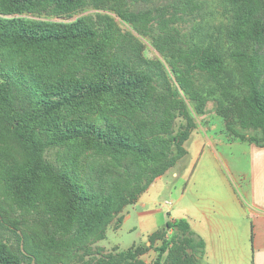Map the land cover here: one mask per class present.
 <instances>
[{
	"label": "trees",
	"instance_id": "1",
	"mask_svg": "<svg viewBox=\"0 0 264 264\" xmlns=\"http://www.w3.org/2000/svg\"><path fill=\"white\" fill-rule=\"evenodd\" d=\"M118 1L0 0V192L12 211L24 220L35 214L47 229L34 244L22 231L17 248L0 239V264H70L75 256L89 258L85 264H144L150 250L153 264H196L189 250L204 242L184 219L153 233L149 247L93 248L188 155L195 116L210 102L233 140L264 148V0H226L227 52L213 38L185 50L171 34L174 16L134 13ZM88 8L116 13L142 37L157 23L155 47L170 69L146 58L144 43L109 14L39 19ZM53 149L56 164L47 159ZM46 250L61 255L50 263Z\"/></svg>",
	"mask_w": 264,
	"mask_h": 264
},
{
	"label": "rangeland",
	"instance_id": "2",
	"mask_svg": "<svg viewBox=\"0 0 264 264\" xmlns=\"http://www.w3.org/2000/svg\"><path fill=\"white\" fill-rule=\"evenodd\" d=\"M123 2H125L129 10L134 13H149L151 11L160 10L164 11L166 19H172L174 16L175 18L174 22H172L171 28L175 30H172L171 34L178 40L177 45L185 50L194 48L196 45L204 44L208 42L210 38H213V41L220 44L225 52L229 49V44L225 39V31L231 23V9L226 0H188L187 2L186 0H155L152 3L136 2L133 0L118 1V3ZM96 14H109L112 16L123 33L131 32L135 37L144 43L143 55L146 58L159 59L168 67L167 61L155 47L157 44L155 39L160 33L157 23H154V30L151 33L152 36L142 37L132 29L131 25L123 22L116 13L111 11H97L93 8H88L73 18H59L55 16H42L39 18L30 15H24V17L30 19H45L53 22L71 23L81 16ZM155 15H158V12H156ZM195 122L196 127L192 131L189 140L184 144L189 156L186 159L183 158L184 162H182V165L177 168L180 169L182 174L187 175L194 172V161L190 167L189 163L192 160H195L196 157H200L202 155L203 157L199 162L195 173L201 171L204 167L205 160L207 159L206 155L213 153L214 150L218 154L225 157L224 163L228 161V166L231 169L239 170L244 173H249L251 171V144L249 142H241L239 140L232 139L233 134L227 130L224 119L217 114L214 102H210L207 105L206 113L204 115L195 116ZM181 124H185V120L182 117L176 121V131L179 130ZM241 133L248 134L249 132L241 130ZM210 143L213 144L214 149H211ZM232 143L238 144L233 145ZM57 150L58 149H53L47 153V159L55 164L59 158ZM223 168L225 171L228 170V168ZM167 180L172 185L175 183L176 187H182L184 185V181H175L173 176H170ZM238 185L242 188V191L243 188L247 186L245 183L242 184V181H238ZM173 192H175V189L170 191L167 190L157 199L158 203L154 208L160 210V212L154 216L153 226L155 228L160 229L164 227L167 219L177 216L176 206L178 205L176 204L175 196L172 194ZM155 193L154 189L151 194L155 195ZM141 196L136 204L128 206L123 211L121 216L124 214L126 219H123L122 216L124 221L120 225L119 229H117L118 222L116 219L107 230L106 239L97 243L93 248L94 251L100 249L103 254H116L122 251H127L136 245H146L147 233L144 229L143 220L140 216L146 208L139 202ZM0 207L3 208L1 210L7 211L0 215V239L7 242L9 245L17 248L19 240H23L22 231H25L29 235V240L32 241L33 244L37 243L36 241H39L40 236L47 233V229L36 225L35 214L26 217L24 220V216L21 211H12L10 206H8L4 201L1 192ZM148 208H150L149 205ZM59 255L61 254L46 250L45 260L50 262V258H53V256H57V258H59ZM155 257L156 253L153 250H150L148 254L143 257V259L149 263L151 262L152 264ZM75 258L76 259L72 260L70 264H85L89 259L86 258L83 261L77 256H75ZM140 259H142V257Z\"/></svg>",
	"mask_w": 264,
	"mask_h": 264
},
{
	"label": "crops",
	"instance_id": "3",
	"mask_svg": "<svg viewBox=\"0 0 264 264\" xmlns=\"http://www.w3.org/2000/svg\"><path fill=\"white\" fill-rule=\"evenodd\" d=\"M210 146L214 149L212 143ZM250 150L252 167L249 173L231 169L228 161L224 163L225 157L214 150L206 155V164L197 173L195 170L202 155L189 163L190 167L194 161V172L185 175L177 169L188 154L165 175L157 178L139 200L146 208L140 214L147 233L146 246H151L150 236L165 228L169 221L184 219L196 238L204 242L203 249L189 250L196 264H264V148L251 144ZM170 176L175 181H184V185L176 187L175 183L170 184L167 180ZM238 181L247 185L243 191ZM154 189L155 195L151 194ZM172 189H175L172 194L178 205L177 216L167 219L164 227L155 228L154 216L160 212L154 208L157 199ZM122 216L126 219L124 214ZM173 233L169 231L168 236ZM160 244L158 242L156 246ZM143 257L144 264H151Z\"/></svg>",
	"mask_w": 264,
	"mask_h": 264
}]
</instances>
